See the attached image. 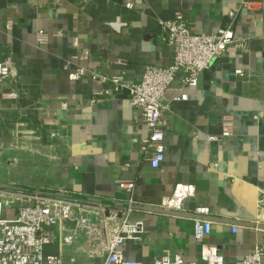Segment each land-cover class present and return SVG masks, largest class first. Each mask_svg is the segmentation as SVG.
<instances>
[{"label":"crops","instance_id":"crops-1","mask_svg":"<svg viewBox=\"0 0 264 264\" xmlns=\"http://www.w3.org/2000/svg\"><path fill=\"white\" fill-rule=\"evenodd\" d=\"M240 1L136 0L127 9L123 0H0V58L11 57L18 73L15 83L0 80V155L29 141L38 146L33 154L50 164L47 187L115 199L122 209L129 196L123 184L132 181L129 217L142 220L143 232L124 242L127 259L152 264L163 254H179L203 264L201 243L192 235L197 207L208 208L212 222L203 242L228 264L264 248L258 204L264 194V0H251L254 12L241 9ZM177 11L192 32L231 28L246 39V49L229 46L195 87L183 86L182 72L175 74L164 95V159L153 168L143 152L147 129L140 109L129 104L124 88L106 84L103 95L105 86L89 70L136 82L145 66L172 64L174 49L161 41L159 22ZM39 29L48 34L44 43L36 40ZM77 68L84 73L72 79ZM180 93L186 98L176 99ZM226 116L231 134L209 139L221 134ZM176 190L187 193L177 207L167 206ZM58 249L77 264H101L104 257L79 227L72 245L59 248L56 237L45 252Z\"/></svg>","mask_w":264,"mask_h":264},{"label":"built area","instance_id":"built-area-1","mask_svg":"<svg viewBox=\"0 0 264 264\" xmlns=\"http://www.w3.org/2000/svg\"><path fill=\"white\" fill-rule=\"evenodd\" d=\"M136 0H123L127 9L134 7ZM240 8L254 12L251 0H241ZM120 24V22H118ZM160 39L174 49V60L167 66L147 65L140 80L127 82L122 74L106 76L95 69L89 70L91 79L104 86L108 84L114 90L124 88L128 91V102L139 108L147 135L142 139L143 152L150 165L159 168L164 159L163 138L168 129L165 117L168 105L164 95L177 72H182L183 86L198 85L200 74L207 70L212 61L233 46L239 50L246 49V39L233 32L231 28L219 29L212 33H195L188 27V21L181 11L174 13L169 20H161ZM11 21L6 22V28ZM38 43L48 40V34L39 29L36 32ZM84 68H77L70 74L72 79L79 78ZM235 73L241 74V70ZM18 78L15 61L11 57L0 58V80L15 83ZM109 92L103 87V95ZM11 96H15L11 93ZM180 93L176 99H185ZM230 117L221 122L222 131L219 136H211V140H220L231 134ZM129 192L125 209L118 207L116 200L100 201L94 198H81L68 193H48L44 191L5 192L0 190V264H77L75 258H65L61 249L57 252H45L47 245L58 239L59 248L74 243V231L79 227L85 230L89 240L104 253L101 264H142L134 259L124 257L122 246L128 239H140L143 222L131 219L129 211L135 200L132 197L134 183L123 184ZM185 191L174 192L167 206L177 207ZM187 193V191H186ZM185 193V194H186ZM17 204V205H16ZM261 218L264 221V194L258 202ZM15 207V216L7 217V210ZM197 216L193 222V238L201 243L199 257L203 264H228L220 251L203 242L211 231V220L207 217L206 207L195 209ZM71 224V231L62 233ZM235 227H233V231ZM264 248L256 246L253 252L243 256L239 264H261ZM152 264H197L185 262L179 254H163L154 258Z\"/></svg>","mask_w":264,"mask_h":264},{"label":"rangeland","instance_id":"rangeland-1","mask_svg":"<svg viewBox=\"0 0 264 264\" xmlns=\"http://www.w3.org/2000/svg\"><path fill=\"white\" fill-rule=\"evenodd\" d=\"M19 145L21 147H12L7 153L0 155V190L5 192L44 190L48 193H60L56 192L55 188L46 185L49 180L46 175L47 168L50 167V164L45 160L46 157H43V153L44 156L47 153L46 145H39L38 155L43 158L33 154L34 149L38 146L30 145L29 141ZM20 148L22 151H17ZM13 207L7 210L8 218L15 216L16 206Z\"/></svg>","mask_w":264,"mask_h":264},{"label":"water","instance_id":"water-1","mask_svg":"<svg viewBox=\"0 0 264 264\" xmlns=\"http://www.w3.org/2000/svg\"><path fill=\"white\" fill-rule=\"evenodd\" d=\"M40 192V191H39Z\"/></svg>","mask_w":264,"mask_h":264}]
</instances>
